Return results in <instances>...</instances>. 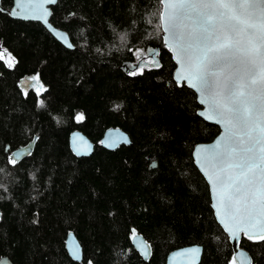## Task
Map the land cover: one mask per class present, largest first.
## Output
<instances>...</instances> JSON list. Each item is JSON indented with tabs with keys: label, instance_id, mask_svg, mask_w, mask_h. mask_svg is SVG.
<instances>
[{
	"label": "trees",
	"instance_id": "obj_1",
	"mask_svg": "<svg viewBox=\"0 0 264 264\" xmlns=\"http://www.w3.org/2000/svg\"><path fill=\"white\" fill-rule=\"evenodd\" d=\"M12 4L0 0V47L14 59L12 67L0 60V258L166 264L170 252L200 245V264H229L232 245L193 159L194 147L220 128L199 116L196 93L174 79L176 63L156 28L159 0H59L51 23L74 50L40 23L12 19ZM137 51L156 63L141 72ZM26 75L38 85L24 92L18 82ZM109 128L128 133L131 145L104 149ZM74 130L95 144L93 155L72 153ZM32 142L13 165L11 153ZM69 232L83 247L81 263L66 251ZM136 235L152 248L148 261L132 245ZM241 246L264 264V241L243 238Z\"/></svg>",
	"mask_w": 264,
	"mask_h": 264
},
{
	"label": "snow or ice",
	"instance_id": "obj_2",
	"mask_svg": "<svg viewBox=\"0 0 264 264\" xmlns=\"http://www.w3.org/2000/svg\"><path fill=\"white\" fill-rule=\"evenodd\" d=\"M55 3L15 0L11 15L47 23L44 5ZM159 3L156 28L163 31V42L179 65L177 83L195 89L205 106L200 115L223 129L210 148L196 149L219 222L234 240L243 234L264 241V0ZM136 55L141 59L140 51ZM144 63L138 66L141 72ZM32 80L38 84V77ZM198 252L193 248L186 254L195 257Z\"/></svg>",
	"mask_w": 264,
	"mask_h": 264
},
{
	"label": "water",
	"instance_id": "obj_3",
	"mask_svg": "<svg viewBox=\"0 0 264 264\" xmlns=\"http://www.w3.org/2000/svg\"><path fill=\"white\" fill-rule=\"evenodd\" d=\"M58 1L59 0H56L55 4H45L44 5V7L49 12V15L47 16V21H48L47 23H45L43 20L24 19L21 16L11 15L12 10L15 8V0H13L12 8L9 10V15L14 20H19V21H24V22L40 23L61 45H63L67 49L74 50L75 47L72 44L69 35L66 32H64L63 30L55 27L51 23L52 7L56 6ZM34 2L39 3L40 0H34ZM36 11H37V13H40L42 10L37 9ZM57 33H59V35H57ZM163 36H164V33H163ZM65 40H67V43L65 42ZM69 44H71V47L68 46ZM165 47L168 49V47L166 45H165ZM172 55H173V53H172ZM173 59L176 63V68L174 71V79L177 82L176 73L179 70V65L177 64L174 56H173ZM32 78H33L32 76H27V75L24 76L23 78H21L18 82L19 88L22 91L27 92L31 88H34L35 86H37L38 84H36V82H34L32 80ZM178 85L179 86H183V85L187 86V83L182 81ZM190 89H192V88H190ZM192 90L196 93L198 103L202 107L198 112L199 116L201 118H203L205 121H207L208 123L217 125L220 128L219 135L213 141H211L209 143L197 144L193 150V159H194L195 165H196L197 169L200 171V173L202 174V176L205 178L206 182L208 183V186L210 189V195H211V205L213 208V204L215 203V200H214L212 188H211V185H210L207 177L201 171L200 165L197 163L196 149L197 148H210L212 145L215 144V142L222 135L223 129L220 125L216 124L213 120L205 119V117L200 115V113L205 110V106L199 102L200 101L199 93H197L195 91V89H192ZM80 138H82V140ZM125 140L127 142H124ZM114 141H115V143H114ZM34 145H35V142H32L27 146H24V147H21V148L14 150L11 153L10 158H16L17 162L21 161L23 158H25L26 156H28L32 153V151L34 149ZM100 145L106 150L114 151L122 145H126V146L131 145V139H130V136L128 135V133L123 131L121 128H109L104 133V135L100 141ZM69 146H70L72 153L78 158L90 157L91 155H93L94 150H95V144L80 130H74L70 133ZM78 152H79V154H78ZM213 210H214V214H215L217 222L223 228V226L220 224L219 219L216 215V209L213 208ZM0 218H1V212H0ZM226 234L229 237V240H230V243H231L232 249H233V256H232L229 264H232L233 258H235L236 264H254L250 253L245 248H243L241 246L242 239L243 238L247 239V238L244 237L243 234H240L238 239L234 240L230 237L228 232H226ZM247 240H249V239H247ZM249 241H251V242H263V241H254V240H249ZM132 245L145 261H148L150 259L151 253H152V248H151L150 244L146 241V239L142 235L134 236V238L132 239ZM65 248H66V251H67L69 257L74 262L81 263L83 261V258H84L83 247H82L80 241L78 240V238L74 232L68 233L66 241H65ZM193 248L199 249V252L196 254L195 257H193L192 255L186 254V253H188V251L190 249H193ZM203 251H204L203 247L200 245H191V246L176 249V250H174L168 254L166 264H200L202 257H203ZM0 264H13V262L8 257H1L0 258Z\"/></svg>",
	"mask_w": 264,
	"mask_h": 264
},
{
	"label": "rangeland",
	"instance_id": "obj_4",
	"mask_svg": "<svg viewBox=\"0 0 264 264\" xmlns=\"http://www.w3.org/2000/svg\"><path fill=\"white\" fill-rule=\"evenodd\" d=\"M0 59L4 60L7 64L12 63V58H11V56L8 55V54H7L4 50H2V49H0ZM141 60H143L144 62H146V61L148 62V61H149V63L152 61V60L150 59V57H148L146 60L141 58Z\"/></svg>",
	"mask_w": 264,
	"mask_h": 264
},
{
	"label": "flooded vegetation",
	"instance_id": "obj_5",
	"mask_svg": "<svg viewBox=\"0 0 264 264\" xmlns=\"http://www.w3.org/2000/svg\"><path fill=\"white\" fill-rule=\"evenodd\" d=\"M13 5V4H12ZM12 8V7H11ZM0 49H2V50H4L5 51V49H3V48H1L0 47ZM8 55H10L7 51H5ZM11 56V55H10ZM11 58H12V63L11 64H13V62H14V59H13V57L11 56ZM1 61H3V62H5L4 60H2V59H0ZM6 63V62H5ZM7 64V63H6Z\"/></svg>",
	"mask_w": 264,
	"mask_h": 264
}]
</instances>
